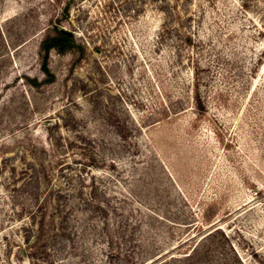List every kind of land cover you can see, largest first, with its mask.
Here are the masks:
<instances>
[{
  "label": "rangeland",
  "instance_id": "374dc122",
  "mask_svg": "<svg viewBox=\"0 0 264 264\" xmlns=\"http://www.w3.org/2000/svg\"><path fill=\"white\" fill-rule=\"evenodd\" d=\"M0 264H264V0H0Z\"/></svg>",
  "mask_w": 264,
  "mask_h": 264
},
{
  "label": "trees",
  "instance_id": "16d2710c",
  "mask_svg": "<svg viewBox=\"0 0 264 264\" xmlns=\"http://www.w3.org/2000/svg\"><path fill=\"white\" fill-rule=\"evenodd\" d=\"M68 40H69V35L66 34H61V36L58 37H48L45 41H44V45H43V50L45 53L44 56V62H43V70L51 75L50 69L48 67L49 63H48V57H49V53L51 52L52 49L60 46L61 43L66 42L65 45L68 44Z\"/></svg>",
  "mask_w": 264,
  "mask_h": 264
}]
</instances>
